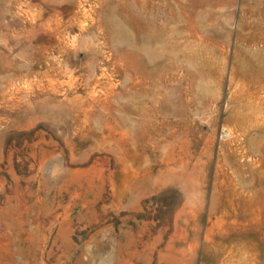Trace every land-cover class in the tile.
<instances>
[{"label": "rangeland", "instance_id": "1", "mask_svg": "<svg viewBox=\"0 0 264 264\" xmlns=\"http://www.w3.org/2000/svg\"><path fill=\"white\" fill-rule=\"evenodd\" d=\"M0 264H264V0H0Z\"/></svg>", "mask_w": 264, "mask_h": 264}]
</instances>
